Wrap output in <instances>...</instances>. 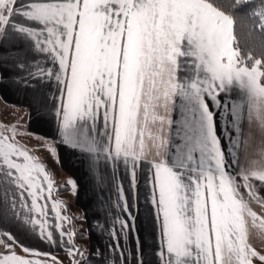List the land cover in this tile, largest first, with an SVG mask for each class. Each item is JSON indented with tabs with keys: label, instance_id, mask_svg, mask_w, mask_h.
<instances>
[{
	"label": "snow or ice",
	"instance_id": "snow-or-ice-1",
	"mask_svg": "<svg viewBox=\"0 0 264 264\" xmlns=\"http://www.w3.org/2000/svg\"><path fill=\"white\" fill-rule=\"evenodd\" d=\"M5 91L0 264H264V0H0Z\"/></svg>",
	"mask_w": 264,
	"mask_h": 264
},
{
	"label": "crops",
	"instance_id": "crops-1",
	"mask_svg": "<svg viewBox=\"0 0 264 264\" xmlns=\"http://www.w3.org/2000/svg\"><path fill=\"white\" fill-rule=\"evenodd\" d=\"M24 103L25 102L21 94H17L12 91H5L2 95H0V125L19 124L21 125L22 130L23 128L29 127L28 110L24 107ZM30 130L32 132H38L41 136L51 135V129L48 128L47 126H43L40 128L37 127L34 117L30 125ZM21 142L27 143L31 147L33 144L36 143V140H35V137H32V138H25ZM35 154L40 156L41 159L45 160L49 168L53 172H56L61 180L65 181L68 176L75 177L77 180L81 178V168L79 166V161L76 159H73L70 164L69 159L64 149L60 150L61 159L64 161V170H61L58 166L52 164L51 160L47 158L46 153H35ZM56 183H58L57 180H56ZM104 195L105 197L111 195V198L113 201H115L116 199V193L114 190L111 193L106 191ZM65 196L67 195L60 196V198L65 199ZM68 204H69V210L72 213L75 212L74 215L80 214L79 205L77 202H73L70 199ZM141 204H142V201H141ZM101 222H103V220ZM80 226L82 228L83 235L86 237L88 235V232L86 230L87 226L83 225L82 227V222H80ZM136 227L139 230L141 240L147 241L149 244H151L152 236L150 235V233H152L153 231V226H152L151 220L148 217L147 212L144 211L143 208L141 211V215L136 222ZM86 243L89 248L95 247L97 245L103 246L105 243H107V237L106 236L102 237L98 231H93L90 241L86 242L85 240H83V244L85 245ZM133 243H134V240H133ZM38 246L44 249H47L48 247L47 245H43V244L38 245ZM60 254L63 256L62 252Z\"/></svg>",
	"mask_w": 264,
	"mask_h": 264
},
{
	"label": "rangeland",
	"instance_id": "rangeland-1",
	"mask_svg": "<svg viewBox=\"0 0 264 264\" xmlns=\"http://www.w3.org/2000/svg\"><path fill=\"white\" fill-rule=\"evenodd\" d=\"M54 174H55V180H57L58 183H59V184L57 183V186L63 184V183H64V180H61L60 177L57 175L56 172H54ZM59 180H60V181H59ZM59 195H60V196L67 195V196H65V199H64V200H66L67 202L70 201V198L68 197V194H67L66 192H61ZM69 211H70V210H69ZM70 214L74 215L75 212L72 213V212L70 211ZM76 226H77V228H78V227L81 228V226H80V222H79V221H77ZM79 243L82 244V245L84 246V244H83V240H79Z\"/></svg>",
	"mask_w": 264,
	"mask_h": 264
},
{
	"label": "trees",
	"instance_id": "trees-1",
	"mask_svg": "<svg viewBox=\"0 0 264 264\" xmlns=\"http://www.w3.org/2000/svg\"><path fill=\"white\" fill-rule=\"evenodd\" d=\"M69 213H70V212H69ZM78 228H79V227H78ZM79 240H84V239H80V238L78 237L77 240H76V243H77V244L83 246L82 244L79 243Z\"/></svg>",
	"mask_w": 264,
	"mask_h": 264
}]
</instances>
